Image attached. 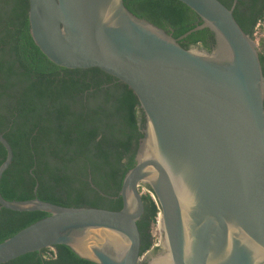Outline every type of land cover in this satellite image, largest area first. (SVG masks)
I'll use <instances>...</instances> for the list:
<instances>
[{
  "label": "water",
  "instance_id": "water-1",
  "mask_svg": "<svg viewBox=\"0 0 264 264\" xmlns=\"http://www.w3.org/2000/svg\"><path fill=\"white\" fill-rule=\"evenodd\" d=\"M214 34L184 48L123 0H28L30 35L54 64L97 67L128 85L144 112L120 210L37 197L0 206L48 215L0 242V264L68 245L97 264H264V75L259 50L219 0H179ZM6 157L13 150L0 133ZM143 186L159 208L161 246L141 254ZM184 194L182 203L180 194ZM158 262V261H157Z\"/></svg>",
  "mask_w": 264,
  "mask_h": 264
},
{
  "label": "trees",
  "instance_id": "trees-1",
  "mask_svg": "<svg viewBox=\"0 0 264 264\" xmlns=\"http://www.w3.org/2000/svg\"><path fill=\"white\" fill-rule=\"evenodd\" d=\"M129 11L179 38L202 23L179 0H123ZM230 8L234 0H219ZM28 0H0V133L13 150L0 181L7 200L35 197L54 204L120 210L119 191L135 165L144 112L125 83L97 67L69 69L51 62L33 41ZM233 15L252 37L264 16V0H237ZM258 47L264 75V32ZM208 28L179 39L184 48L214 44ZM211 43V44H210ZM211 45V46H210ZM6 150L0 143V164ZM144 213L137 221L141 254L154 246L151 227L159 208L142 193ZM44 211L0 206V242L46 217ZM2 264H97L68 245H55Z\"/></svg>",
  "mask_w": 264,
  "mask_h": 264
},
{
  "label": "rangeland",
  "instance_id": "rangeland-1",
  "mask_svg": "<svg viewBox=\"0 0 264 264\" xmlns=\"http://www.w3.org/2000/svg\"><path fill=\"white\" fill-rule=\"evenodd\" d=\"M262 27V26H261ZM260 27V28H261ZM263 31L264 32V27H262ZM253 32H256L255 30ZM260 37H261V32H260V29H258L257 31V34L254 36H252V39H258V44L257 46L259 45V42H260ZM197 48H200L199 46H196ZM140 192L141 193H146L147 192V189L145 187L143 188H139ZM151 234L153 236V239H154V246H161V242H162V235H161V232L159 230V227H158V224L157 222L155 224L152 225L151 227ZM152 254L157 252L156 250H152L151 251Z\"/></svg>",
  "mask_w": 264,
  "mask_h": 264
},
{
  "label": "built area",
  "instance_id": "built-area-1",
  "mask_svg": "<svg viewBox=\"0 0 264 264\" xmlns=\"http://www.w3.org/2000/svg\"><path fill=\"white\" fill-rule=\"evenodd\" d=\"M264 27V16H263V19L262 20H260L257 24H256V26H255V28H254V30L256 31V32H253V34H252V36L254 35H256L257 34V31H258V29H260V27ZM251 39H252V37H251ZM253 40V42L257 45L258 44V39H252ZM140 188H143V186H141ZM147 192H149V193H151L150 191H148L147 190ZM151 195L153 196V194L151 193ZM157 220H158V218H157Z\"/></svg>",
  "mask_w": 264,
  "mask_h": 264
},
{
  "label": "bare ground",
  "instance_id": "bare-ground-1",
  "mask_svg": "<svg viewBox=\"0 0 264 264\" xmlns=\"http://www.w3.org/2000/svg\"><path fill=\"white\" fill-rule=\"evenodd\" d=\"M180 194V197H181V200H182V203H184V194L182 193H179ZM158 261V262H157ZM155 264H169L166 260L165 257H163L162 259L160 260H156Z\"/></svg>",
  "mask_w": 264,
  "mask_h": 264
},
{
  "label": "flooded vegetation",
  "instance_id": "flooded-vegetation-1",
  "mask_svg": "<svg viewBox=\"0 0 264 264\" xmlns=\"http://www.w3.org/2000/svg\"><path fill=\"white\" fill-rule=\"evenodd\" d=\"M211 44V43H210ZM201 49H205V50H207L206 48H204L203 46H201V45H198ZM211 46V45H210ZM158 250V249H157ZM156 250V251H157ZM142 264H144V263H142Z\"/></svg>",
  "mask_w": 264,
  "mask_h": 264
}]
</instances>
